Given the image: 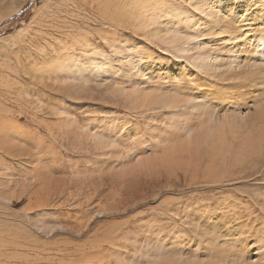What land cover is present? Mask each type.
<instances>
[{"label": "rangeland", "instance_id": "obj_1", "mask_svg": "<svg viewBox=\"0 0 264 264\" xmlns=\"http://www.w3.org/2000/svg\"><path fill=\"white\" fill-rule=\"evenodd\" d=\"M197 2L0 0V264H264L256 112L213 127L174 46L211 28Z\"/></svg>", "mask_w": 264, "mask_h": 264}, {"label": "bare ground", "instance_id": "obj_2", "mask_svg": "<svg viewBox=\"0 0 264 264\" xmlns=\"http://www.w3.org/2000/svg\"><path fill=\"white\" fill-rule=\"evenodd\" d=\"M217 1L214 2V0H198L197 2L198 4H196V6L202 9L203 13L204 14L206 13L210 17V19L212 20L210 23H213L211 25V28L206 29L204 31L200 26H197L199 27V29L197 27H193V29L192 28L191 29L194 31H192L193 33H191V35L187 34L189 32L185 33L183 31L184 35L189 36L191 38H189L185 43L183 44L181 43L182 45L178 44L179 46L177 45L174 46L176 50L179 51L178 53L183 54V56L187 60V63L190 62V64L192 65L194 64L195 68H197L201 73H203L202 75L203 81L201 82L205 86H207L205 89H207L208 91L203 92V95L200 98H205L206 100L200 102L199 106H203L205 109L210 110V104L207 102L210 100L209 98H215L214 100L220 102L221 106L228 105V107H222L225 108V110L222 111L221 113L213 112L214 116L213 115H212L213 117L210 116L211 121L213 120L212 121L214 125L213 127L221 126V124L223 123H229L231 120L232 123H234L235 125L237 124L239 126L246 123L247 121L250 122V119H253L252 117H250L251 116L250 112L254 110V112H256V117L261 125L259 129L262 130L260 131V133L257 132L259 129L256 131L258 137L255 136V139H252V136L249 135L247 137L248 144L249 141L253 143L261 144L264 143V30H263L264 26L261 27L259 24H256L251 20L247 21V19L244 17L238 18L239 15L238 11L237 12L228 11V8L232 4L240 3L238 0H227L225 9L222 6H218ZM218 14H221V16L219 15L221 18L218 17ZM230 18L233 19L232 22L230 21L231 20ZM232 24H236V26L234 28H230L232 27L231 26ZM200 34H203L202 35L203 37H200L201 36ZM180 38H182V35H180ZM197 39L199 41H197ZM86 53L88 54V52ZM75 60L76 59H74V61ZM84 64L85 63H83V65ZM69 66L70 68H72L71 67L72 65ZM70 68L65 64L62 70L69 71ZM100 68L102 70V66H100L99 69ZM50 72L52 73V71ZM221 97H224L223 100H221ZM198 98L196 97L192 99L194 105H197L194 102H197ZM193 104H192L193 108L196 107ZM251 122L253 123V121ZM16 131L14 130V133ZM9 134L13 135L12 133ZM247 146L249 147H246V149L244 148L246 152L250 153V155L254 154L257 148H254L253 150L250 145ZM234 258L235 259H230L231 261L229 260L230 262L228 264H246L247 262L242 259L239 262H237V260L239 259L237 258L236 260V257ZM224 260H227V258L226 259L224 258L222 259V261L221 260L220 261L224 263L223 262ZM233 260L236 261V263Z\"/></svg>", "mask_w": 264, "mask_h": 264}]
</instances>
